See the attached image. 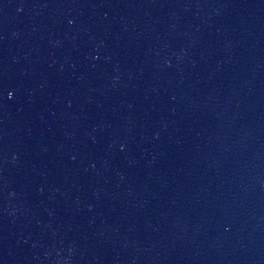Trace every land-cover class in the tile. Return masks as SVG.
Instances as JSON below:
<instances>
[{
    "label": "water",
    "instance_id": "obj_1",
    "mask_svg": "<svg viewBox=\"0 0 264 264\" xmlns=\"http://www.w3.org/2000/svg\"><path fill=\"white\" fill-rule=\"evenodd\" d=\"M0 264H264V0H0Z\"/></svg>",
    "mask_w": 264,
    "mask_h": 264
}]
</instances>
